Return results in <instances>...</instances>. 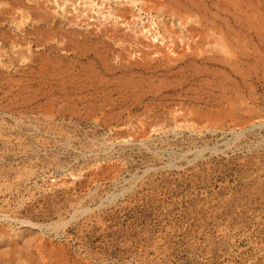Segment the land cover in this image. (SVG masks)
Listing matches in <instances>:
<instances>
[{
    "label": "rangeland",
    "instance_id": "obj_1",
    "mask_svg": "<svg viewBox=\"0 0 264 264\" xmlns=\"http://www.w3.org/2000/svg\"><path fill=\"white\" fill-rule=\"evenodd\" d=\"M0 264H264V0H0Z\"/></svg>",
    "mask_w": 264,
    "mask_h": 264
}]
</instances>
